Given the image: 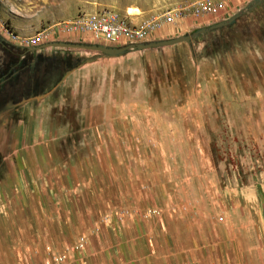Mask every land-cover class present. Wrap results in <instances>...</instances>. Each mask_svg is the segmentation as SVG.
Returning <instances> with one entry per match:
<instances>
[{"label": "rangeland", "instance_id": "1", "mask_svg": "<svg viewBox=\"0 0 264 264\" xmlns=\"http://www.w3.org/2000/svg\"><path fill=\"white\" fill-rule=\"evenodd\" d=\"M192 1L0 0V264H112L108 213L205 194V177L212 188L264 184V2L247 11L259 0H230L222 18L188 17L145 41L188 35L190 45L117 56H31L12 38L115 47L65 24L101 9L139 23ZM44 78L64 103L53 123L13 121Z\"/></svg>", "mask_w": 264, "mask_h": 264}, {"label": "crops", "instance_id": "2", "mask_svg": "<svg viewBox=\"0 0 264 264\" xmlns=\"http://www.w3.org/2000/svg\"><path fill=\"white\" fill-rule=\"evenodd\" d=\"M246 1L250 0L242 2ZM68 40L72 38L53 42ZM60 49H44L36 55H52L51 50ZM63 49L55 54L68 58L71 53ZM29 71L32 73L34 67ZM55 76L60 84L64 78L72 81L77 73ZM53 81L54 77L49 80ZM46 82L44 78L36 86V95L13 105V121L19 118L22 123L23 116L28 115L24 122L43 123L48 116V123H53V108L64 103L60 97L55 100L53 89L46 91ZM203 182L205 194L202 195L165 197L164 201L155 202L156 206L142 202L140 211L108 213L111 221L104 228L108 235L109 248L105 251L109 261L112 264H264V184L212 188L206 177ZM151 208L157 212L149 213ZM7 216L0 194V222Z\"/></svg>", "mask_w": 264, "mask_h": 264}, {"label": "built area", "instance_id": "3", "mask_svg": "<svg viewBox=\"0 0 264 264\" xmlns=\"http://www.w3.org/2000/svg\"><path fill=\"white\" fill-rule=\"evenodd\" d=\"M230 0H194L180 7L168 8L139 23L115 11L101 9L80 14L65 26L70 32L89 33L96 43L124 46L145 42L150 34L166 24H174L191 17H219L225 15ZM44 34L20 38L13 35L21 47H36L46 38Z\"/></svg>", "mask_w": 264, "mask_h": 264}, {"label": "water", "instance_id": "4", "mask_svg": "<svg viewBox=\"0 0 264 264\" xmlns=\"http://www.w3.org/2000/svg\"><path fill=\"white\" fill-rule=\"evenodd\" d=\"M264 0L256 1V3L247 8V11H252L255 7L261 5ZM242 14H236L233 17L227 19L226 21H222L216 23L215 25L209 26L207 29L199 30L197 33H208L210 31H214L216 29H221L223 27H228L232 25L236 19H238ZM193 37L192 36H182L178 38L168 39V40H159V41H151V42H142L138 44H129L120 47H104L103 45H88L83 43H69V42H51L44 45H41L36 48H29L27 51L32 53L35 51H40L49 48H65V49H80L86 51H95L100 52L107 56H117L128 51H144L150 49H158L162 47L173 46L180 43H186L188 45L191 44Z\"/></svg>", "mask_w": 264, "mask_h": 264}, {"label": "bare ground", "instance_id": "5", "mask_svg": "<svg viewBox=\"0 0 264 264\" xmlns=\"http://www.w3.org/2000/svg\"><path fill=\"white\" fill-rule=\"evenodd\" d=\"M134 11L136 12V10L134 9ZM128 12H132V8H130L129 10H128Z\"/></svg>", "mask_w": 264, "mask_h": 264}, {"label": "flooded vegetation", "instance_id": "6", "mask_svg": "<svg viewBox=\"0 0 264 264\" xmlns=\"http://www.w3.org/2000/svg\"><path fill=\"white\" fill-rule=\"evenodd\" d=\"M29 49V47L28 48H26V50H28ZM27 53H30V52H28V51H26Z\"/></svg>", "mask_w": 264, "mask_h": 264}]
</instances>
